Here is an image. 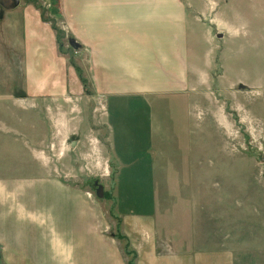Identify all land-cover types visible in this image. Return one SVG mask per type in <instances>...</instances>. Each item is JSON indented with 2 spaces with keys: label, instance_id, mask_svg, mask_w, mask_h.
Returning a JSON list of instances; mask_svg holds the SVG:
<instances>
[{
  "label": "rangeland",
  "instance_id": "374dc122",
  "mask_svg": "<svg viewBox=\"0 0 264 264\" xmlns=\"http://www.w3.org/2000/svg\"><path fill=\"white\" fill-rule=\"evenodd\" d=\"M19 1L31 2L62 31H55L59 51L85 76V54L61 28L62 7L51 17L47 0ZM182 1L193 99L187 94L152 108L137 101L134 114L118 113L114 129L137 122L143 140L150 130L157 207L170 248L223 251L232 264H264V0ZM4 68L0 63V76ZM87 90L84 100L67 101H34L19 87L0 95L4 264H126L125 242L134 253L128 234L136 205L129 186L135 184L126 175L115 181L120 167L102 124L104 109L90 97L89 84Z\"/></svg>",
  "mask_w": 264,
  "mask_h": 264
},
{
  "label": "crops",
  "instance_id": "0c3cea01",
  "mask_svg": "<svg viewBox=\"0 0 264 264\" xmlns=\"http://www.w3.org/2000/svg\"><path fill=\"white\" fill-rule=\"evenodd\" d=\"M47 1L51 17L56 6L62 7L59 15L66 25L61 28L66 35L74 34L78 45L74 49L85 54L84 74L94 91L90 97L104 109L102 124L107 129L114 161L120 167L115 181L119 183L126 175L125 180L135 184L129 186V197L136 200V205L131 207L135 220L128 239L136 264H232V255L227 252L181 254L170 248L171 239H166L168 226L159 217L157 207L158 175L151 160L154 150L150 130L143 140L139 133L144 136L145 129L138 130L137 122H133L135 128L114 129L118 113L134 114L137 101L152 108L153 102L182 100L187 94L193 99L188 89L192 69L184 2ZM0 63L5 67L0 81L6 88L0 95L19 87L34 101L40 97L67 101L76 95L84 100L75 69L58 49L55 30L31 2L0 0ZM75 91L78 93L73 94ZM152 118L156 119L154 115ZM109 121L113 129H109ZM144 165L146 169L136 173ZM0 261L4 264L1 253Z\"/></svg>",
  "mask_w": 264,
  "mask_h": 264
},
{
  "label": "trees",
  "instance_id": "16d2710c",
  "mask_svg": "<svg viewBox=\"0 0 264 264\" xmlns=\"http://www.w3.org/2000/svg\"><path fill=\"white\" fill-rule=\"evenodd\" d=\"M42 18H43V17H42ZM53 29H54L56 32L59 31V32H57V33L62 32V31H60L57 27H54V26H53ZM56 37H57V35H56ZM71 65L74 66L75 71H76L77 75H78L79 78H80V82H81V84H82V87H83V89L87 92V91H88V90H87L88 79L83 75V71L80 70L76 65H74V64H71ZM83 76H84V77H83ZM118 237H119L120 239H122V240H125V239H124L125 237L122 236V235H119ZM123 249H124V252H125L126 256L129 257V259H128V261H127L126 264H135V256H136V254H135V252L133 253V252L129 249V246H128L127 242L124 243V247H123ZM0 264H2L1 261H0Z\"/></svg>",
  "mask_w": 264,
  "mask_h": 264
},
{
  "label": "water",
  "instance_id": "95a60500",
  "mask_svg": "<svg viewBox=\"0 0 264 264\" xmlns=\"http://www.w3.org/2000/svg\"><path fill=\"white\" fill-rule=\"evenodd\" d=\"M217 36L220 37L221 33H217ZM70 45H71V47H74V48H76L78 46L74 39H70ZM97 193L99 194L100 197L102 196L103 192H102L101 186H99Z\"/></svg>",
  "mask_w": 264,
  "mask_h": 264
}]
</instances>
